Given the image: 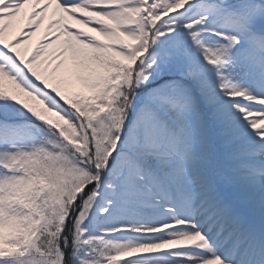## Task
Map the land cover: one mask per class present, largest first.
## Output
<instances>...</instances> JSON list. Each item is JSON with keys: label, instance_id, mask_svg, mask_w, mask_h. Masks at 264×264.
Instances as JSON below:
<instances>
[{"label": "snow or ice", "instance_id": "obj_1", "mask_svg": "<svg viewBox=\"0 0 264 264\" xmlns=\"http://www.w3.org/2000/svg\"><path fill=\"white\" fill-rule=\"evenodd\" d=\"M0 264H264V0H0Z\"/></svg>", "mask_w": 264, "mask_h": 264}, {"label": "rangeland", "instance_id": "obj_2", "mask_svg": "<svg viewBox=\"0 0 264 264\" xmlns=\"http://www.w3.org/2000/svg\"><path fill=\"white\" fill-rule=\"evenodd\" d=\"M30 10V6L26 7L22 12L24 14L21 15V17H17L16 20L13 22V26L9 33V38H11L12 35H14L17 31L20 30L22 27V24L24 23V20L26 18V13ZM47 23V20L45 21V24ZM44 32V26L42 25L40 29L36 30V33L34 36L31 37L29 43L25 46L29 51L36 45V43L39 41L40 37L43 35ZM73 91L80 90L79 86H75L72 88Z\"/></svg>", "mask_w": 264, "mask_h": 264}, {"label": "bare ground", "instance_id": "obj_3", "mask_svg": "<svg viewBox=\"0 0 264 264\" xmlns=\"http://www.w3.org/2000/svg\"><path fill=\"white\" fill-rule=\"evenodd\" d=\"M22 14H24V13H23V12H21V13H20V14H19L17 17H18V18H19V17H21V15H22Z\"/></svg>", "mask_w": 264, "mask_h": 264}]
</instances>
